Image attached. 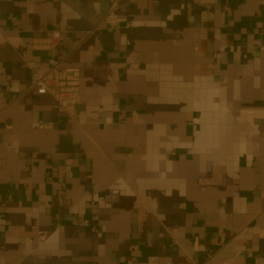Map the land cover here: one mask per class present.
I'll return each mask as SVG.
<instances>
[{
    "label": "crops",
    "instance_id": "1",
    "mask_svg": "<svg viewBox=\"0 0 264 264\" xmlns=\"http://www.w3.org/2000/svg\"><path fill=\"white\" fill-rule=\"evenodd\" d=\"M0 264H264V0H0Z\"/></svg>",
    "mask_w": 264,
    "mask_h": 264
},
{
    "label": "built area",
    "instance_id": "2",
    "mask_svg": "<svg viewBox=\"0 0 264 264\" xmlns=\"http://www.w3.org/2000/svg\"><path fill=\"white\" fill-rule=\"evenodd\" d=\"M49 35L48 44L56 46L60 43L62 38L58 31H52ZM74 73V69L61 67L59 59L51 58L50 67L47 71L34 72L33 88L39 94L54 92L62 104L73 103L77 100L78 96Z\"/></svg>",
    "mask_w": 264,
    "mask_h": 264
}]
</instances>
